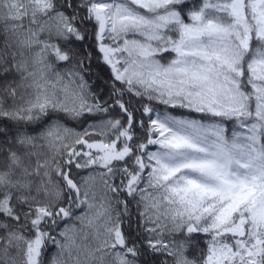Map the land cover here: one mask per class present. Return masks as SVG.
<instances>
[{"label": "snow or ice", "instance_id": "1", "mask_svg": "<svg viewBox=\"0 0 264 264\" xmlns=\"http://www.w3.org/2000/svg\"><path fill=\"white\" fill-rule=\"evenodd\" d=\"M0 264H264V0H0Z\"/></svg>", "mask_w": 264, "mask_h": 264}]
</instances>
